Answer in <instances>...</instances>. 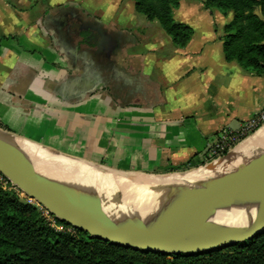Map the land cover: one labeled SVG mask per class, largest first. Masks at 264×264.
<instances>
[{
	"label": "crops",
	"instance_id": "crops-1",
	"mask_svg": "<svg viewBox=\"0 0 264 264\" xmlns=\"http://www.w3.org/2000/svg\"><path fill=\"white\" fill-rule=\"evenodd\" d=\"M204 1L174 9L194 28L180 46L133 0H0V128L46 161L54 151L112 173L214 162L220 131L264 107V75L225 58L232 12Z\"/></svg>",
	"mask_w": 264,
	"mask_h": 264
},
{
	"label": "water",
	"instance_id": "water-1",
	"mask_svg": "<svg viewBox=\"0 0 264 264\" xmlns=\"http://www.w3.org/2000/svg\"><path fill=\"white\" fill-rule=\"evenodd\" d=\"M256 150L231 171L202 184L173 188L172 202L156 216L121 220L107 212L92 193L49 176L14 134L0 128V171L25 194L93 237L169 254L208 251L264 232V150ZM48 153L97 167L62 153Z\"/></svg>",
	"mask_w": 264,
	"mask_h": 264
},
{
	"label": "trees",
	"instance_id": "trees-1",
	"mask_svg": "<svg viewBox=\"0 0 264 264\" xmlns=\"http://www.w3.org/2000/svg\"><path fill=\"white\" fill-rule=\"evenodd\" d=\"M133 1L137 11L161 23L177 45L192 39L194 28L173 16L181 0ZM204 5L224 14L232 12L223 37L225 58L264 75V0H205ZM189 167L188 162L171 164L163 172ZM57 222L66 229L53 227L15 187L0 186V264H264V232L208 251L169 254L120 245L59 218Z\"/></svg>",
	"mask_w": 264,
	"mask_h": 264
},
{
	"label": "bare ground",
	"instance_id": "bare-ground-1",
	"mask_svg": "<svg viewBox=\"0 0 264 264\" xmlns=\"http://www.w3.org/2000/svg\"><path fill=\"white\" fill-rule=\"evenodd\" d=\"M263 128V127H262ZM258 132V131H257ZM264 139V128L259 131V133L239 145L234 149L222 162H216L208 167L204 173H199L196 171H190L186 174L161 177H143L142 180L138 182H130L119 175H111L109 180L112 185L104 190V198H98L103 204L104 209L110 214L114 215L116 218L124 220L128 218L141 217L145 220L156 216L160 211H164L172 199L175 197L172 189L175 187H181L184 184H180L178 181L183 180L185 184H197L204 182L207 179L219 176L228 171L236 168V166L246 159L247 153L253 152V147L260 145V142ZM19 144L25 148L31 156L34 158L37 166L44 170L49 176L58 179L48 168L47 161L43 159L39 154H37L28 145L23 143L18 139ZM257 144V145H256ZM250 155V154H249ZM52 161H56V158L51 156ZM202 171V170H201ZM114 177V178H113ZM168 177V178H167ZM115 181H114V180ZM121 180V181H116ZM59 180V179H58ZM108 179H106L107 181ZM62 181V180H59ZM122 181L126 182L123 183ZM134 181V180H133ZM63 182V181H62ZM105 183V182H104ZM103 187V186H102ZM141 191L144 193L154 192L155 195L147 197V204H135L130 198H136L139 196ZM173 193V194H172ZM102 198V197H101ZM145 198V196L143 197ZM145 202V201H144ZM250 232L239 235L237 238L248 236Z\"/></svg>",
	"mask_w": 264,
	"mask_h": 264
},
{
	"label": "rangeland",
	"instance_id": "rangeland-1",
	"mask_svg": "<svg viewBox=\"0 0 264 264\" xmlns=\"http://www.w3.org/2000/svg\"><path fill=\"white\" fill-rule=\"evenodd\" d=\"M255 134L252 135L251 137H249L248 139H251V138L255 137L257 135V134L255 135ZM248 139H246L245 141H247ZM245 141H243V142H245ZM254 149L255 150L257 149L255 151L256 153H258L261 150H264V139L260 142V145H257L256 147L255 146L253 147V151H254ZM249 154H251V153H247V155L245 157L249 156ZM225 158H223L221 160H218V161H215V162H213V163H211V164H209V165H207V166H205L203 168L196 169V170H193V171H196V172H199V173H204L208 169V167L210 165H212V164H214L216 162H219V161L222 162V161L225 160ZM97 166H99L103 170H101V169H99L97 167H94V166L86 165L85 163H78V162L70 160V159L56 158V161H51V160L47 161V168L59 180H62L63 182H66V183H69V184L72 183L73 185L83 189L84 191L92 193L93 195H95L96 198H100V199H103L105 197L103 188L106 189V188H109L110 186H112V185H107V184H110L109 180L111 178V175L122 176L124 179H126V180H128L130 182H135V181L139 182L141 176H143V177H161V176L166 177V176H169V175H172V174H182V173H171V174H166V175L153 174L151 176H146V175H139L141 173H122V172H118V171H115V173H111L109 171H104L106 168L103 167L102 165H97ZM106 179H108V180L106 181ZM141 180H142V178H141ZM116 181H121V180H117L116 179ZM107 182H109V183H107ZM122 182L126 183L124 181H122ZM178 182L180 184L181 183L185 184V183H183V182H185L183 180H179ZM112 187H114V186H112ZM153 195H155L154 192H150V193L147 194V193H144V191H141L139 196H137L136 198H130V199L135 204L144 205V203H145V205H146L147 204V197H150V196H153ZM144 196H145V198H143Z\"/></svg>",
	"mask_w": 264,
	"mask_h": 264
},
{
	"label": "built area",
	"instance_id": "built-area-1",
	"mask_svg": "<svg viewBox=\"0 0 264 264\" xmlns=\"http://www.w3.org/2000/svg\"><path fill=\"white\" fill-rule=\"evenodd\" d=\"M264 126V107L253 114L251 117L245 119L240 123L237 129L226 128L220 131L216 140L208 147V153L213 159L223 156L228 153L234 145L238 142L248 138L253 133L257 132ZM0 186L3 188L15 187L16 190L25 198L28 202L38 206L48 220V222L58 230H65L66 227L57 222V218L47 207L41 204L37 199L31 198L25 194L21 189L14 185L10 179L0 171ZM74 227V226H73ZM73 227L67 228L71 232H75Z\"/></svg>",
	"mask_w": 264,
	"mask_h": 264
}]
</instances>
